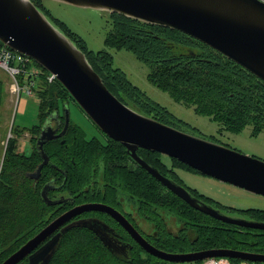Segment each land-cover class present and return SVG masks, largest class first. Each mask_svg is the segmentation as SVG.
Returning a JSON list of instances; mask_svg holds the SVG:
<instances>
[{"label": "trees", "instance_id": "obj_1", "mask_svg": "<svg viewBox=\"0 0 264 264\" xmlns=\"http://www.w3.org/2000/svg\"><path fill=\"white\" fill-rule=\"evenodd\" d=\"M32 1L86 54L106 86L121 101L164 123H184L150 99L124 70L115 67L109 51L89 48L79 33L51 14L44 0ZM109 17L111 28L105 44L130 50L139 60L148 63L149 80L168 91L176 101L194 106L196 113L209 116L231 132H240L251 124L253 135L264 133V80L180 30L118 12H109ZM3 46L0 41V49ZM34 63L41 70L34 86L40 98L39 123L29 129L12 127L14 136L7 144L0 169V264L55 218V206L45 202L41 189L54 178L58 167L62 169L63 187L72 193L81 192L86 200H119L129 196L138 199L139 230L161 249L186 252L229 248L264 253V229L228 224L197 210L143 167L125 166L123 159L128 153L121 142L109 136L104 141L99 137L88 138L74 123L64 137L44 144L50 161L43 167L39 179H32L28 173L34 172L43 160L37 138L46 118L61 104L76 102L60 81L49 80L50 72L45 67L35 60ZM4 94V81L0 79V116ZM26 130L32 134L29 154L19 150L18 138ZM138 154L181 184L176 168L199 172L176 158H169V165L165 156L154 150L139 148ZM187 188L197 198L228 214L232 211L264 222L263 208L228 206L197 189ZM105 191L108 195L103 198ZM170 216L178 221L175 231L169 227ZM136 246L129 255L113 252L94 230L75 225L62 233L48 264H173L146 252L139 244Z\"/></svg>", "mask_w": 264, "mask_h": 264}, {"label": "water", "instance_id": "obj_2", "mask_svg": "<svg viewBox=\"0 0 264 264\" xmlns=\"http://www.w3.org/2000/svg\"><path fill=\"white\" fill-rule=\"evenodd\" d=\"M81 7L118 12L129 17L180 30L218 50L258 78L264 80V1L262 0H58ZM0 41L33 58L56 75L87 115L110 138L121 142L131 156L167 188L197 210L228 224L264 229V222L231 215L194 196L188 188L167 177L141 158L144 148L176 158L191 168L264 195V160L227 145L184 132L121 101L104 83L86 54L34 4L32 0H0ZM68 113V112H67ZM44 127L37 140L43 161L31 177L38 178L50 157L44 150L49 140L62 136ZM42 189L45 202L56 205L62 199L48 196L53 188ZM89 210L110 213L128 230L143 249L172 263L199 261L209 257L264 262V253L229 248L192 252H169L143 236L118 210L101 202L85 203L53 219L1 264H48L64 231L75 225L86 226L107 240L102 228L71 222L74 215ZM64 225V226H63ZM61 226L63 228L57 231ZM57 231V232H56ZM101 233V234H100Z\"/></svg>", "mask_w": 264, "mask_h": 264}, {"label": "rangeland", "instance_id": "obj_3", "mask_svg": "<svg viewBox=\"0 0 264 264\" xmlns=\"http://www.w3.org/2000/svg\"><path fill=\"white\" fill-rule=\"evenodd\" d=\"M44 3L52 15L60 18L79 33L87 41L89 48L95 51L101 49L109 51L113 55L115 67L124 70L133 83L140 87L150 99L160 103L184 122L183 124H169L189 134L227 145L264 160V133L253 135L251 124L237 133L224 129L218 121L212 120L207 115L196 113L194 106L176 101L168 91L152 83L148 78L149 64L139 60L132 51L106 45L105 38L111 28L107 10L81 7L58 0H44ZM0 79L4 81L5 87L0 116L1 169L7 144L10 138L14 136L12 127L29 129L39 123L40 98L36 94L27 95L24 91L18 95L13 78L1 66ZM68 106L71 119L86 132L88 137L99 135V131L94 128L93 122L85 114H81V110L75 101L70 100ZM31 136L32 134L27 130L19 136V150L25 151L27 154L31 152ZM165 160L169 162L168 158ZM178 171L185 185L197 189L207 196L220 197L222 201L229 203L228 206L264 209V195L262 194L245 190L201 172L185 168ZM218 201L220 200L218 199ZM229 214L237 215L232 211ZM168 219L169 227L175 231L178 228V221L174 216H170ZM183 263L196 264L195 261Z\"/></svg>", "mask_w": 264, "mask_h": 264}, {"label": "flooded vegetation", "instance_id": "obj_4", "mask_svg": "<svg viewBox=\"0 0 264 264\" xmlns=\"http://www.w3.org/2000/svg\"><path fill=\"white\" fill-rule=\"evenodd\" d=\"M68 105H69V103L61 104L60 107L55 110V112H53L52 114H50V116H48V118H46V120H45V122H44V124L42 126V129H41V132H40L38 138L40 137V135H41L42 130H43L44 127H52L55 130V134H58L61 131H63L64 130V127H65V124H66L67 114L69 116V124H68V127L65 130L64 134L62 136L58 137V138L64 137L69 132V128H70L71 123H74V124L78 125L77 123L73 122V120L71 119V117H70V111H69L70 108H69ZM78 106H79V104H78ZM79 108L81 110V114H83V115L85 114V116H87L90 119V121L93 122L94 128L99 131V135L98 136H92V137H99L101 140L104 141L105 140V137L107 135L99 128V126L94 121H92V119L87 115V113L83 110V108H81L80 106H79ZM92 137H88V138H92ZM38 138H37V140H38ZM58 138H55V139H58ZM64 141L65 140L63 139L62 140V143H64ZM126 151H127V149H126ZM127 153H128L127 154L128 157H126V158L123 159V162H124V165L125 166H127V167H137V166L143 167L141 164H139L131 156V154L128 151H127ZM137 153H138V150H137ZM165 158H168L169 159V158H172V157L165 156L164 157V160H165ZM166 163H168L170 165L171 160L169 159V162L166 161ZM179 169H183V168H176L175 171L180 176L179 171H178ZM145 170H147V169H145ZM26 173H28V172H26ZM31 173H33V172H31ZM31 173L30 172L28 173V175L30 177H31ZM41 173H42V171H41ZM40 176H41V174H40ZM152 176L155 177L154 175H152ZM165 176H167V175H165ZM39 177L38 178L31 177V178L37 180V179H39ZM61 177H62V169L60 167H58V170L56 171V175L54 176V178L50 179L48 182H45L44 185H43V187H42V189H43L44 186L47 185V184H50V186L51 185L54 186L53 188H50L48 190V196L50 198L54 199V200H59V199H62L63 200V202L54 205L55 206L54 207V212L56 213L55 218L59 217L60 215H62L66 211L72 209L73 207H76V206H79V205H82V204H85V203H90V202H101V203H105L106 205H108L110 207H113L114 209L118 210L125 218L128 219V221L132 225H134L139 230V225H140L141 218H140V202H139L138 199H136L134 197L132 199H130L129 198L130 196H129V197H126V198L125 197L124 198L121 197L119 200H116V199H113V200H107V199H101V200L91 199V200H86V199H84V197L86 195H82L81 196V192H74V193H72L71 191H68L66 188H64L63 187L64 182H62ZM167 177H171V176H167ZM180 179H181V176H180ZM178 183L181 184L180 182H178ZM182 183L183 184H181V185H183L185 187L187 186V185L184 184L183 181H182ZM42 189H41V193H42ZM51 190L53 191L52 195H50V191ZM107 195L108 194L105 191L103 193V198H105ZM71 222H79L81 224L82 223H88L90 225H94L95 227L97 226L96 228H98V226H100L102 228V232H103V234H101V233L100 234L101 235H104L105 237H107L106 238V240H107L106 245L113 252H116V253H119V254H122V255H129L130 253L134 252L137 249V247H138L136 245L139 244V243L132 237V235L128 232V230H126L117 219H115L110 213H108L106 211H100V210L84 211L82 213H78V214L74 215L66 224L71 223ZM63 226H61L57 231H60L63 228ZM149 231H150V229H149ZM143 236L146 237L144 234H143ZM146 239L148 241H150L149 238L146 237ZM189 251H196V250H188L186 252H189ZM25 258L28 259V260L25 261L26 260ZM25 258L21 261V264L23 262H24V264L25 263L28 264L29 258L28 257H25Z\"/></svg>", "mask_w": 264, "mask_h": 264}, {"label": "built area", "instance_id": "obj_5", "mask_svg": "<svg viewBox=\"0 0 264 264\" xmlns=\"http://www.w3.org/2000/svg\"><path fill=\"white\" fill-rule=\"evenodd\" d=\"M264 1V0H262ZM0 66L3 67L13 78L17 88L18 95L24 91L27 95H34L35 77L41 72L40 68L34 63V60L12 48L4 45L0 49ZM56 79V75L49 74V80ZM196 264H264V262H251L247 260L231 259L228 257H209L199 261ZM173 264H184L176 262Z\"/></svg>", "mask_w": 264, "mask_h": 264}, {"label": "crops", "instance_id": "obj_6", "mask_svg": "<svg viewBox=\"0 0 264 264\" xmlns=\"http://www.w3.org/2000/svg\"><path fill=\"white\" fill-rule=\"evenodd\" d=\"M211 197H213V198H215V199H219L221 202H223V203H226L225 201H222L221 199H220V197H216V196H211ZM227 205L229 204V203H226ZM231 205V204H230Z\"/></svg>", "mask_w": 264, "mask_h": 264}]
</instances>
